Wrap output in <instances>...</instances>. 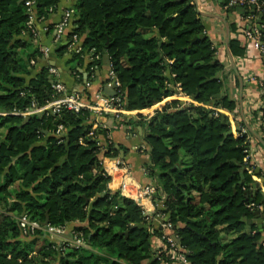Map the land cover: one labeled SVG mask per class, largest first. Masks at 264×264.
<instances>
[{"label": "trees", "instance_id": "1", "mask_svg": "<svg viewBox=\"0 0 264 264\" xmlns=\"http://www.w3.org/2000/svg\"><path fill=\"white\" fill-rule=\"evenodd\" d=\"M25 1L0 0V113H9L0 116V264H158L141 208L108 188L110 176L97 146L107 131L97 127L89 135L90 113L10 114L56 98L49 63L26 79L43 56L37 47L24 58L19 54L33 39L26 30ZM33 1L37 19L44 20L60 0ZM73 7L67 43L50 55H68L76 35L82 51L93 54L90 68L102 66L103 52L109 57L122 110L162 103L146 122L125 125L142 124L145 130V169L165 197L160 212L174 227L189 264H264V227L247 232L259 206L264 216L263 195L248 174L254 168L247 159V135H240L237 100L226 91L224 66L195 5L191 0H75ZM224 13L229 21L232 13ZM260 21L264 24V18ZM229 48L235 59L242 57L236 40ZM73 59L80 61L79 53ZM176 84L193 104L173 98ZM212 108L233 114L234 128L228 116ZM59 125L61 137L55 135ZM113 151L109 144L105 155ZM21 215L41 226L46 215L52 227L79 223L72 230L82 234L85 247L50 242L44 230L23 235Z\"/></svg>", "mask_w": 264, "mask_h": 264}, {"label": "crops", "instance_id": "2", "mask_svg": "<svg viewBox=\"0 0 264 264\" xmlns=\"http://www.w3.org/2000/svg\"><path fill=\"white\" fill-rule=\"evenodd\" d=\"M74 4L75 0H60L56 9L42 21H37V17L35 18L34 15V24L37 28L38 34L36 38L32 39L31 46L27 47L26 49L19 50L20 56L24 58L28 51L36 47H47L52 50L57 45H65L67 42L64 36L60 43H54V28L61 20L64 11L69 8H74ZM196 9L202 13L224 16L225 20L227 21L223 4H221L218 0H197ZM202 18L206 33L214 47L217 49V57L224 66V75H226V91L230 98L237 100V121H240L243 124L246 131L249 143L247 159L250 165H252L254 168L248 174L258 185L264 197V139L259 128V115L254 109L259 97L258 85L253 81H246L242 70L239 71L242 77L241 102H239L240 85L238 78L235 76L233 71V74H231L228 70V68H231L225 46L224 25L219 19L215 17ZM231 18L232 14L229 16V21H227L229 24V29ZM72 22H74L73 19ZM233 33L229 32V41L233 39ZM75 54L77 53L71 51L68 55L65 54L62 58L58 59L55 58L53 54L49 55L47 58L42 57L34 66L30 76L26 77V79L38 74L41 67H44L47 65V63H49V65L55 68L57 72L56 76L54 77V81L61 84L65 88L67 94L72 92H81L88 98L91 97L105 82L109 66L102 65L101 67L93 66L90 68V63L93 62V54L86 49L79 53V57L81 59L80 61L76 59L72 60V56ZM236 60L237 59L234 58V61ZM245 66L250 74H253L257 78H260L264 81V57H261L260 55H254L251 59H249ZM75 72H77L79 75H75ZM84 74L86 75L85 78L83 77ZM235 78L237 79V84L235 83ZM161 106L162 103H159L150 109L141 111H123V114L118 117L115 115L90 116L89 123L92 125V127L95 125V129L99 127L107 131L106 136H98L97 146L100 149L98 158L100 160L102 169L108 174V176H110V182L108 183L109 190L113 192L118 191V187L123 180L125 172L128 173L127 182L129 185L133 183H137L142 186L152 185L155 183L158 185L155 179H152L147 175L145 169V165L148 162V147L144 141L145 130L142 127V124L133 126L128 124V126H126L125 123L130 122L134 124L138 121L139 123L146 122L153 115L154 111L156 109H160ZM48 107L49 106H47L45 109ZM42 110L35 112L33 115L41 117L43 115L44 108ZM224 112L225 113L223 114L228 116L231 125L234 128L233 114L226 111ZM109 144L112 145V149L114 151L110 152V154L106 156L105 152ZM151 206L153 207L151 212L153 221L152 225L157 230L161 229L163 228V222L165 221L161 219L159 214L163 208V203L158 200V195L155 194V198L152 201ZM258 211L261 213L262 210ZM263 217L264 216L262 214L257 216L254 213V215L247 221V230L252 231L253 233L261 231L259 230V226L264 224ZM164 218L167 219L165 216ZM78 225L79 223L66 224L65 233L62 234V237L70 242L69 240H71V238L69 236V232ZM164 234L176 238L173 226H171L169 230L165 229ZM63 238H59L60 241L63 240ZM156 246L157 241L153 238V253Z\"/></svg>", "mask_w": 264, "mask_h": 264}, {"label": "built area", "instance_id": "3", "mask_svg": "<svg viewBox=\"0 0 264 264\" xmlns=\"http://www.w3.org/2000/svg\"><path fill=\"white\" fill-rule=\"evenodd\" d=\"M223 8L225 11H230L232 13L231 24L234 26L233 39L236 40L240 46L244 49L242 57L235 61V65L238 71L244 73V78L246 81H253L258 85V100L256 103V113L259 115V128L264 137V81L257 78L255 75L250 74L247 71L246 64L254 55H260L264 57V24H261L260 19L264 18V0H223ZM34 1H25V7L28 13V21L26 23V30L31 33L33 38H36L38 31L34 24V15L37 17L34 10ZM193 4V3H192ZM197 6V5H196ZM195 6V7H196ZM74 15V9L69 8L64 11L61 20L56 24L54 28V43H60L66 31L71 27V22ZM37 21H42L37 19ZM81 39L73 35L71 41L69 42V50L74 53H81ZM50 48L42 47L39 48L40 53L43 58H47L50 55ZM97 58V57H96ZM31 64H34L31 61ZM228 70H230L228 68ZM248 72V73H247ZM49 74L51 76V87L56 94V98L48 102L46 105L40 108H36L31 105L28 109L24 111H14L10 114L18 115L21 117H28L33 115L35 112H39L44 108L43 115H53L58 113L61 109L73 113H79L81 110H87L92 116H105V115H115L116 117L121 116L123 111L120 108L121 100L118 96L119 82L117 81L114 72L109 68L107 77L103 85L94 93L91 97H87L81 92H72L67 94L65 88L54 81V77L57 72L56 69L50 67ZM114 87L116 91V96L109 97L103 93V87ZM174 89V99L179 100L183 104H189L193 101L185 95L179 84L173 86ZM49 106L47 109H45ZM215 113H225L222 109L212 108ZM43 111V110H42ZM9 113H0V116H7ZM121 118V117H120ZM95 129V125L90 130L89 135L92 136V132ZM64 129L62 125L57 126L55 135L61 137L63 135ZM245 129H242L240 135L245 134ZM248 153V151H247ZM252 170H248L250 173ZM128 173L125 172L123 180L118 187V192L121 196L130 199L136 203L142 210L143 216L146 217L147 222L151 225L149 232L152 234L153 238L157 241V246L154 250L155 260L158 264H189L186 258V251L178 245L175 237L167 236L164 234L165 229H170L171 225L167 219H163V228L155 229L152 225V206L151 203L155 198V194L158 195V200L163 203L165 197L160 189V187L155 183L152 185H139L137 183L130 184L127 182ZM253 205H249L252 207ZM262 210V207H258ZM18 222L23 225L22 233L23 235L32 234L36 230H44L47 235L50 236H62L65 233L66 226L52 227V226H41L37 222H31L25 215H21ZM154 231L162 233V236L154 234ZM71 240L70 244L77 247H85V241L83 236L79 232H74L71 230L69 232ZM260 245L264 248V233L263 240Z\"/></svg>", "mask_w": 264, "mask_h": 264}, {"label": "water", "instance_id": "4", "mask_svg": "<svg viewBox=\"0 0 264 264\" xmlns=\"http://www.w3.org/2000/svg\"><path fill=\"white\" fill-rule=\"evenodd\" d=\"M221 4H224V1L223 0H218ZM192 3L196 6L197 5V0H192ZM198 14L201 16V17H215L217 19H219L223 25H224V28H225V46H226V49H227V55H228V58H229V62H230V68L231 70L234 72L235 76L238 78V81H239V85H240V94H239V102H241V93H242V77L235 65V61H234V58H233V55L231 54L230 50H229V32H230V29H229V24L228 22L225 20L224 16H221V15H211V14H207V13H202V12H199L197 11ZM102 65H105V66H109L110 64V61H109V57L107 56V54L105 52L102 53ZM84 78L86 77V75L84 74L83 76ZM103 93L109 97H114L116 96V91H115V88L114 87H106L104 86L103 87ZM27 118L24 120L26 121ZM263 200H264V197H262ZM255 215L257 216H260L258 212H255ZM48 225V216L46 215L45 217V220L44 222L42 223V226L45 227ZM264 227V224H262L261 226H259V230H262ZM247 232H250L249 230H247ZM155 259V258H154ZM153 259V260H154Z\"/></svg>", "mask_w": 264, "mask_h": 264}, {"label": "rangeland", "instance_id": "5", "mask_svg": "<svg viewBox=\"0 0 264 264\" xmlns=\"http://www.w3.org/2000/svg\"><path fill=\"white\" fill-rule=\"evenodd\" d=\"M228 18H229V17H228ZM159 214H160L161 219H164L163 214H161V212H159ZM59 238H63V237H62V236L57 237V236H50V235H48V240H49L50 242H53V243L68 242V240L65 239V238H63V240H61V241H60Z\"/></svg>", "mask_w": 264, "mask_h": 264}]
</instances>
